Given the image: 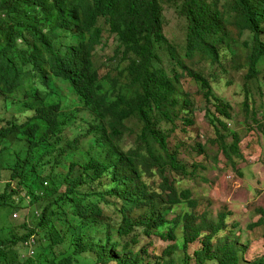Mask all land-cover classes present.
Listing matches in <instances>:
<instances>
[{"label": "trees", "instance_id": "16d2710c", "mask_svg": "<svg viewBox=\"0 0 264 264\" xmlns=\"http://www.w3.org/2000/svg\"><path fill=\"white\" fill-rule=\"evenodd\" d=\"M164 1H178V12L187 20V57L198 54L215 64L235 56L227 43L234 25L249 35L243 42L251 49L247 78L259 77L264 0H231L224 8L208 0H0V102L33 113L24 123L0 121V179L2 171L10 173L0 191V212L24 214L17 227L22 232L9 223V238H0V264H74L85 253L94 264H159L152 263L140 240L153 235L173 243L157 258H165L162 264H177L174 254L179 252L183 264H264V255L247 258L257 236L250 233L264 228L263 208L258 222L230 227L229 213L220 212L216 220L208 212L197 213L191 190L179 191L166 176L190 180L198 169L189 172L177 162L161 128L162 122L174 124L189 114L190 99L181 104L177 96L186 74L200 82L204 99L217 110L207 108L206 120L216 130L219 150L231 163L243 154L237 133L231 144L226 142L231 103L215 94L205 75L182 62L165 35ZM106 34L117 39L116 53L127 62L124 80L100 76L94 64ZM163 45L181 71L160 64ZM20 92L23 100H9ZM82 110L91 118L80 120ZM131 118H137L141 130L136 147L124 151L121 141ZM183 121L194 124L189 117ZM83 138L89 150L75 158ZM155 176L161 180L158 190L146 182ZM110 200L121 218L115 230L104 225L101 204L108 206ZM237 231L240 240L233 238ZM198 242L201 248L190 256L189 247Z\"/></svg>", "mask_w": 264, "mask_h": 264}, {"label": "rangeland", "instance_id": "374dc122", "mask_svg": "<svg viewBox=\"0 0 264 264\" xmlns=\"http://www.w3.org/2000/svg\"><path fill=\"white\" fill-rule=\"evenodd\" d=\"M217 1L221 8L224 4H229L231 0H208ZM178 1H164V25L163 31L171 40L177 49L178 56L184 64L196 72L205 75L211 82L215 94L231 103V113L233 119L226 121L229 133L226 135V142L232 143V133L240 136V148L243 158H234V163L227 160L223 152L219 150L216 130L206 120V109H211L217 113L212 102L208 103L202 93L200 82L190 77L188 74L181 78L177 96L181 104L185 98L190 99L191 105L187 106L188 115H181L174 124L162 122L161 128L168 133L169 138L167 148L170 153L176 152L177 162L186 166L189 172L198 167L196 174L190 180H183V177H177L173 173H167V178L179 191L189 189L193 194V199L198 202L197 213L208 212L211 220H216L220 212L229 213L227 224L234 227L235 224L240 229L246 228L252 224L253 220L260 219L259 208L264 210V64L260 66L262 73L257 79L249 81L247 78L249 68L246 65L249 48L243 45L244 41H249L248 32H240L234 25L229 26L231 39L228 44L233 49L235 56H223L219 63L213 64L209 60L201 58L198 54L194 58L185 55L187 44V20L177 9ZM234 40V41H233ZM119 43L113 35L106 34L101 40V44L96 48L93 61L100 76L110 75L124 80L121 72L126 68L127 62L122 60V55L117 54ZM161 57L160 64L170 69L175 66L181 71V65H174V60L169 56L166 47L158 48ZM24 93L20 92L17 96L9 97V100H23ZM248 106V110L246 107ZM32 112H17L14 106L9 109L5 107V101L0 102V121L3 125L12 119L24 123L32 117ZM79 119H90V112L82 110L78 114ZM193 121L192 126L184 123L188 118ZM184 118V119H182ZM127 131L121 141V147L124 151L135 148L137 145V136L141 130V124L137 118H131L126 122ZM45 127L40 131V135ZM66 136L73 138L72 130L66 131ZM83 142L74 150L75 158H82L89 150L88 138H83ZM212 141V142H211ZM204 148L203 155H200V148ZM86 156V155H85ZM201 166V167H200ZM10 180V173L2 171L0 179V191ZM147 185L152 189H157L161 184L158 176L146 180ZM15 185V183H13ZM111 201V200H110ZM103 207L104 225L116 229L120 223V216L117 207L110 202L108 206ZM138 213L134 214L136 216ZM23 215L12 214L7 216L6 211L0 212V238L9 236V230L6 229L9 223L13 224L14 231L21 233L17 227L23 221ZM17 217V218H15ZM30 219L28 222H30ZM174 219V215L169 216V220ZM252 240L257 241L261 235H264V228L261 229ZM240 231H237L234 239H241ZM9 238V237H8ZM247 238H244L246 240ZM143 245L147 246L148 253L152 258V263L162 264L161 258L164 250L173 243L163 242L157 236L153 235L150 239L140 238ZM247 243L246 241H244ZM217 239L214 241L216 244ZM263 243L253 248L254 255L260 256ZM201 248L200 243H195L189 247L188 254L193 256L194 252ZM56 251H60L58 247ZM67 253H71V249ZM174 257L179 258L177 264H183L184 255L182 252L175 253ZM251 261V255L247 257ZM168 258H166L167 260ZM74 264H94V258L91 254L85 253L76 257ZM191 264H196L194 261ZM216 264V263H207Z\"/></svg>", "mask_w": 264, "mask_h": 264}, {"label": "crops", "instance_id": "0c3cea01", "mask_svg": "<svg viewBox=\"0 0 264 264\" xmlns=\"http://www.w3.org/2000/svg\"><path fill=\"white\" fill-rule=\"evenodd\" d=\"M258 222V220H253L252 223H256ZM260 233V230H255L253 232H251L250 234L252 236L254 235H258ZM263 243L262 247H261V252H260V256L264 255V239L263 238H260V239H257V241H255V243L252 245V247L250 248L249 250V253H248V257L251 255V261L254 260V258H252V256L254 255V252H253V248L259 244Z\"/></svg>", "mask_w": 264, "mask_h": 264}, {"label": "built area", "instance_id": "2783aa9c", "mask_svg": "<svg viewBox=\"0 0 264 264\" xmlns=\"http://www.w3.org/2000/svg\"><path fill=\"white\" fill-rule=\"evenodd\" d=\"M32 243H33V240H30L29 245H31ZM29 253L31 255L33 253L32 250Z\"/></svg>", "mask_w": 264, "mask_h": 264}]
</instances>
